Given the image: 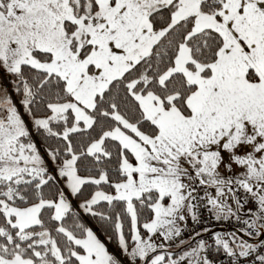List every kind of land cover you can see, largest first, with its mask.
Listing matches in <instances>:
<instances>
[{"label":"snow or ice","instance_id":"snow-or-ice-1","mask_svg":"<svg viewBox=\"0 0 264 264\" xmlns=\"http://www.w3.org/2000/svg\"><path fill=\"white\" fill-rule=\"evenodd\" d=\"M0 69V264H264V0H0Z\"/></svg>","mask_w":264,"mask_h":264},{"label":"crops","instance_id":"crops-1","mask_svg":"<svg viewBox=\"0 0 264 264\" xmlns=\"http://www.w3.org/2000/svg\"><path fill=\"white\" fill-rule=\"evenodd\" d=\"M247 133L249 135L253 134L251 126H248ZM263 140L264 138L256 137V140L253 143L242 142L238 144L231 152L219 147L217 151L221 156V160L217 167V172L220 174V176L224 178L232 177L235 179L236 176L244 174L247 171L246 167L237 164L233 157L246 158L248 155H254L256 158H259L260 156L264 155V150L257 152L255 149L257 144L264 143ZM211 191H213L214 194V189ZM195 242L196 241L192 243L195 244ZM181 250L182 249H178V251Z\"/></svg>","mask_w":264,"mask_h":264},{"label":"built area","instance_id":"built-area-1","mask_svg":"<svg viewBox=\"0 0 264 264\" xmlns=\"http://www.w3.org/2000/svg\"><path fill=\"white\" fill-rule=\"evenodd\" d=\"M202 192H203V189H201V194H202ZM241 192H242V190H241ZM238 194H240V193H238ZM215 227H221V228L231 227V228L239 229L240 227H242V225H240V224H238L232 220L217 222V221L211 219L207 212H203V215L201 217V222L199 224L193 225L191 221L188 223V230L184 232L182 238L187 239L190 235H193L194 232H199L202 228L212 229ZM210 238H211V235L205 239H210ZM222 259H224L222 254L219 257H217L218 261L222 260Z\"/></svg>","mask_w":264,"mask_h":264},{"label":"trees","instance_id":"trees-1","mask_svg":"<svg viewBox=\"0 0 264 264\" xmlns=\"http://www.w3.org/2000/svg\"><path fill=\"white\" fill-rule=\"evenodd\" d=\"M10 77V76H9ZM8 86L11 87L10 82H7ZM10 92H11V88H10ZM13 99L14 102H16V104L18 105V109L23 117V119L28 122L30 121V117L24 113L23 107L19 104L18 99L16 98V96L13 94ZM30 128V127H29ZM34 141L39 145L41 143L40 137L35 133V131L32 132ZM41 151H43V149H41ZM74 203H78V201L73 198ZM82 218L84 219V222L88 223L90 226H92L94 229L98 230V226L95 224L94 221H92L88 216L81 214ZM98 235H100L101 239H104L106 244L108 245L110 251L114 252V253H119L120 251L118 250V244L116 241H107V239L103 236V233L100 232L98 230ZM179 249V248H178ZM178 249H175V251L179 252Z\"/></svg>","mask_w":264,"mask_h":264},{"label":"water","instance_id":"water-1","mask_svg":"<svg viewBox=\"0 0 264 264\" xmlns=\"http://www.w3.org/2000/svg\"><path fill=\"white\" fill-rule=\"evenodd\" d=\"M233 231H237V229H234V228H227V229H223V228H216V229H212L211 232L214 233V232H233ZM238 235H240L243 239L247 240L248 242L250 243H260L264 237H259V238H252V237H247V236H244L243 233H240V232H237ZM211 235V233H203L200 237H196V239H201V238H204L206 236H209ZM196 240H193L192 242H194Z\"/></svg>","mask_w":264,"mask_h":264},{"label":"rangeland","instance_id":"rangeland-1","mask_svg":"<svg viewBox=\"0 0 264 264\" xmlns=\"http://www.w3.org/2000/svg\"><path fill=\"white\" fill-rule=\"evenodd\" d=\"M7 82H10V77H9V75L8 74H6L5 73V71L3 70V69H0V87H7L8 89H9V92H10V88L11 87H9L8 86V84H7ZM11 86V85H10ZM17 105V104H16ZM17 108H18V105H17ZM19 110V109H18ZM29 127H30V129H31V124L29 123V125H28ZM262 141V140H261ZM264 141V140H263ZM218 148L219 147H217V146H215V145H213L212 146V148H211V150H218ZM69 199L72 201V203H73V205L75 206L76 204H78V203H74V201H73V197H71L70 195H69ZM81 214H83V213H81ZM114 253V252H113ZM114 254H116L118 257H120V258H123L122 257V254L119 252V253H114ZM125 264H127V262H125Z\"/></svg>","mask_w":264,"mask_h":264}]
</instances>
